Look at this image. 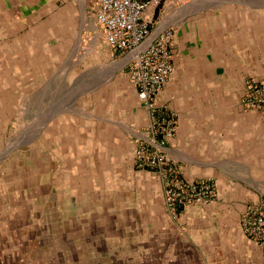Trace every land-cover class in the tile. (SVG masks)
<instances>
[{
    "label": "crops",
    "instance_id": "crops-1",
    "mask_svg": "<svg viewBox=\"0 0 264 264\" xmlns=\"http://www.w3.org/2000/svg\"><path fill=\"white\" fill-rule=\"evenodd\" d=\"M97 6L0 0V62L11 69L57 58L44 32L62 28L68 40L81 8ZM180 6L178 17L153 24L173 30L174 71L157 98L176 120L164 149L187 180H215V198L177 219L167 213L158 177L135 164L138 142L151 138L149 111L127 61L104 39L121 67L102 73L89 104L42 121L51 140L44 134L0 165V264H264V245L242 227L246 208L264 196V110L243 102L247 80L264 77V6ZM37 43L43 50L34 52Z\"/></svg>",
    "mask_w": 264,
    "mask_h": 264
},
{
    "label": "built area",
    "instance_id": "built-area-1",
    "mask_svg": "<svg viewBox=\"0 0 264 264\" xmlns=\"http://www.w3.org/2000/svg\"><path fill=\"white\" fill-rule=\"evenodd\" d=\"M95 22L107 44L124 58L129 79L138 97L149 111L151 138L136 147L138 168L148 169L158 177L164 193L165 209L177 219L192 204L209 203L217 193L213 179L187 180L177 163L165 152L166 139L176 127L173 114L161 111L157 98L173 71V30L156 21V12L174 8L190 0H97ZM244 101L252 107H264V82L246 84ZM244 233L264 245V196L249 205L242 218Z\"/></svg>",
    "mask_w": 264,
    "mask_h": 264
},
{
    "label": "rangeland",
    "instance_id": "rangeland-1",
    "mask_svg": "<svg viewBox=\"0 0 264 264\" xmlns=\"http://www.w3.org/2000/svg\"><path fill=\"white\" fill-rule=\"evenodd\" d=\"M221 1L238 7L264 6V0ZM177 7L163 9L160 15L158 8L156 18L158 21L168 22L167 20L178 17L186 6ZM95 11L96 9L87 7L85 12L81 8L76 28L70 33L68 39L70 42L62 28L59 31L44 32V36L49 35L50 38L42 39V41L48 44L49 48L52 46V50H59L57 58L45 55L38 57L36 62H13L11 69L9 63L0 62V165L10 154L19 150L32 149L38 142V138L44 134H48L51 140L52 126H42V121L51 120L53 117L58 118L59 114L62 117L74 107H82L85 100L89 104L90 99L86 95H89L94 86L99 83L101 76L105 73L111 75L114 68L121 67L120 62H116L119 58L110 56L109 48L104 45V37L95 22ZM65 42L70 44V47L63 54ZM51 44H58L59 48ZM42 48L43 46L37 43L34 52L41 51ZM25 56L28 58L27 54ZM0 58L2 59V56ZM39 58L43 60L40 61ZM47 58L51 60L47 61ZM107 79L101 80H106L107 83ZM253 80L264 82V77H251L246 84ZM243 102L245 103L244 93ZM95 103L98 104L96 101ZM253 108L264 110V107ZM75 118L84 119L82 115ZM117 258L122 260L123 257ZM117 258L109 259L108 264H132L127 261L131 260L129 258L125 261V257L124 261L116 262ZM96 259L94 264H99Z\"/></svg>",
    "mask_w": 264,
    "mask_h": 264
}]
</instances>
